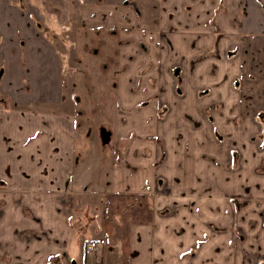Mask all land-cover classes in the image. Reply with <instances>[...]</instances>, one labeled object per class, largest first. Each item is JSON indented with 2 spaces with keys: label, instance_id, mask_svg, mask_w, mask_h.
<instances>
[{
  "label": "crops",
  "instance_id": "0c3cea01",
  "mask_svg": "<svg viewBox=\"0 0 264 264\" xmlns=\"http://www.w3.org/2000/svg\"><path fill=\"white\" fill-rule=\"evenodd\" d=\"M74 26L116 35L101 147L63 101ZM111 194L147 221L88 238L75 202ZM0 264H264V0H0Z\"/></svg>",
  "mask_w": 264,
  "mask_h": 264
},
{
  "label": "rangeland",
  "instance_id": "374dc122",
  "mask_svg": "<svg viewBox=\"0 0 264 264\" xmlns=\"http://www.w3.org/2000/svg\"><path fill=\"white\" fill-rule=\"evenodd\" d=\"M51 36V34L48 35V37ZM115 36L103 31L96 33L74 26L68 32H60L51 38L64 62L61 76L64 80L63 101L66 102L67 108L77 118H80V129H83L85 139L89 140L88 143L92 146L96 144L101 147V141L106 140L105 130L112 133L111 128L116 123L118 110L117 101L113 98L114 81L112 79L116 70L114 53L117 41ZM164 111L165 107L162 106L158 113L161 115ZM119 152L118 154L114 152V156L117 155L114 161L120 163L123 159ZM93 154H96L95 149H93ZM77 200H80L81 204L75 202L76 207L90 205L92 211L95 208L91 221H86L88 238L110 243L117 230L116 226H119L120 236L123 235L124 238L130 223H128L130 218L126 217L127 210L132 215L141 214L144 209L147 210L145 206H150L151 198L148 195L111 194L106 196L101 207L99 198H96L95 202H89V197H87L85 203L81 198ZM124 206H128V209L122 210ZM79 211L78 208L74 209V212ZM99 228L101 232L98 235Z\"/></svg>",
  "mask_w": 264,
  "mask_h": 264
},
{
  "label": "trees",
  "instance_id": "16d2710c",
  "mask_svg": "<svg viewBox=\"0 0 264 264\" xmlns=\"http://www.w3.org/2000/svg\"><path fill=\"white\" fill-rule=\"evenodd\" d=\"M134 200V199H133ZM145 201V200H144ZM146 207V209L147 210H143V212L140 214V213H138V214H131L130 212H128V210H127V212H126V217L127 218H130V221H128V223L129 222H138V221H147V219H148V215H149V209H148V206H145ZM122 210H124V209H128V206H124L123 208H121ZM127 223V224H128ZM117 227V230H116V233L118 234V235H121L120 233V231H119V226H116ZM122 229V228H121Z\"/></svg>",
  "mask_w": 264,
  "mask_h": 264
},
{
  "label": "built area",
  "instance_id": "2783aa9c",
  "mask_svg": "<svg viewBox=\"0 0 264 264\" xmlns=\"http://www.w3.org/2000/svg\"><path fill=\"white\" fill-rule=\"evenodd\" d=\"M98 244H96L95 242H90L88 244V251H93L96 247H97Z\"/></svg>",
  "mask_w": 264,
  "mask_h": 264
}]
</instances>
